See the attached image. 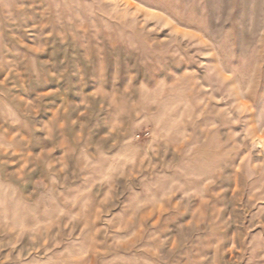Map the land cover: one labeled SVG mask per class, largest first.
Instances as JSON below:
<instances>
[{
    "label": "rangeland",
    "instance_id": "1",
    "mask_svg": "<svg viewBox=\"0 0 264 264\" xmlns=\"http://www.w3.org/2000/svg\"><path fill=\"white\" fill-rule=\"evenodd\" d=\"M0 264H264V0H0Z\"/></svg>",
    "mask_w": 264,
    "mask_h": 264
}]
</instances>
